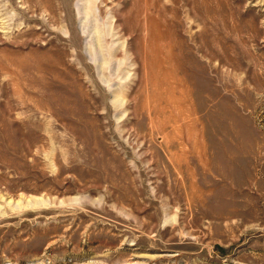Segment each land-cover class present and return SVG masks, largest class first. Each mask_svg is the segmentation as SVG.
<instances>
[{"label": "rangeland", "instance_id": "374dc122", "mask_svg": "<svg viewBox=\"0 0 264 264\" xmlns=\"http://www.w3.org/2000/svg\"><path fill=\"white\" fill-rule=\"evenodd\" d=\"M0 264H264V0H0Z\"/></svg>", "mask_w": 264, "mask_h": 264}, {"label": "bare ground", "instance_id": "6f19581e", "mask_svg": "<svg viewBox=\"0 0 264 264\" xmlns=\"http://www.w3.org/2000/svg\"><path fill=\"white\" fill-rule=\"evenodd\" d=\"M139 4V3H138ZM139 10V9H138Z\"/></svg>", "mask_w": 264, "mask_h": 264}]
</instances>
